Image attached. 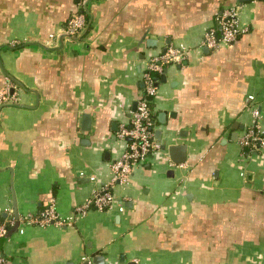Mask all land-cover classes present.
Returning a JSON list of instances; mask_svg holds the SVG:
<instances>
[{
  "label": "crops",
  "instance_id": "1",
  "mask_svg": "<svg viewBox=\"0 0 264 264\" xmlns=\"http://www.w3.org/2000/svg\"><path fill=\"white\" fill-rule=\"evenodd\" d=\"M84 2L0 0V87L17 96L0 107L4 264H264V145L238 142L264 129V0ZM231 5L238 37L201 46ZM79 6L87 26L68 37ZM179 44L150 100L159 147L113 183L111 207L78 214L112 180L147 60ZM50 203L71 224L21 222Z\"/></svg>",
  "mask_w": 264,
  "mask_h": 264
},
{
  "label": "built area",
  "instance_id": "2",
  "mask_svg": "<svg viewBox=\"0 0 264 264\" xmlns=\"http://www.w3.org/2000/svg\"><path fill=\"white\" fill-rule=\"evenodd\" d=\"M88 1V0H82ZM86 3V2H84ZM216 27L207 28L202 36L201 46L215 51L222 45L231 44L242 31L239 24L238 7L231 5L222 8L215 14ZM87 26V17L84 8L72 13L63 26V33L68 37L78 36ZM187 48L183 44L167 46L162 52L151 56L145 68L141 72L142 88L135 102V108L131 113L129 122L121 124L117 131V137L124 141L125 147L121 155L112 162V180L95 190L83 204L75 207L78 214H84L89 208L99 210L111 207L115 198L112 193L114 182H126L133 165L141 162L151 155L158 147L153 137V118L150 100L156 93V79L169 64H180L186 57ZM10 84L5 83L0 87V107L8 102H15L17 96L10 91ZM252 98V96H250ZM259 111L254 108L253 116L256 119ZM239 144L253 150H258L264 145V129L255 124L248 127L239 137ZM21 222L45 226L50 223L69 225L73 216L61 217L55 211L52 203L34 215H24ZM12 219L0 221V237L5 236ZM5 258L0 254V264H4Z\"/></svg>",
  "mask_w": 264,
  "mask_h": 264
},
{
  "label": "water",
  "instance_id": "3",
  "mask_svg": "<svg viewBox=\"0 0 264 264\" xmlns=\"http://www.w3.org/2000/svg\"><path fill=\"white\" fill-rule=\"evenodd\" d=\"M165 69V68H164ZM163 69V70H164ZM14 200V199H13ZM13 206H14V213L16 214L17 212H16V207H15V201H13ZM16 225H18V222L16 221V223L14 224V226H12V228L9 230V232L8 233H10V231L11 230H15L16 229ZM125 264H135L134 262H130V261H128V262H126Z\"/></svg>",
  "mask_w": 264,
  "mask_h": 264
}]
</instances>
